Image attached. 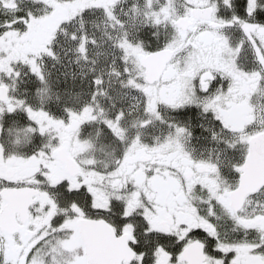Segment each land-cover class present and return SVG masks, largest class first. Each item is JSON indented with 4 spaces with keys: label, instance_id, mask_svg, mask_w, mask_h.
I'll return each mask as SVG.
<instances>
[{
    "label": "snow or ice",
    "instance_id": "1",
    "mask_svg": "<svg viewBox=\"0 0 264 264\" xmlns=\"http://www.w3.org/2000/svg\"><path fill=\"white\" fill-rule=\"evenodd\" d=\"M0 264H264V0H0Z\"/></svg>",
    "mask_w": 264,
    "mask_h": 264
}]
</instances>
